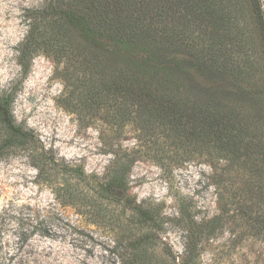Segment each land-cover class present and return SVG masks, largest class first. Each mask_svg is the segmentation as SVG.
<instances>
[{
  "label": "rangeland",
  "instance_id": "rangeland-1",
  "mask_svg": "<svg viewBox=\"0 0 264 264\" xmlns=\"http://www.w3.org/2000/svg\"><path fill=\"white\" fill-rule=\"evenodd\" d=\"M68 1L0 0V95L12 94L15 122L59 159L89 172L102 175L115 159L125 160L129 194L167 218L154 237L156 256L172 264H264V20L252 0H242L245 45L224 17L226 1H210L215 31L188 17L192 0L119 1L125 12L165 14L164 25L178 38L168 51L170 75L189 112L206 95L209 75L200 62L215 57V124L188 112L182 121H158L144 131L131 101L102 91L101 75L88 77L72 53L65 59L48 40L38 47L27 42L29 18L35 30L52 35ZM254 3L264 14V0ZM113 4L92 6L112 12ZM62 31L67 43H84L75 27ZM105 67L112 75L114 66ZM2 137L0 124V147ZM53 215L55 222L48 220ZM89 220L60 207L25 150L3 147L0 264H133L134 237Z\"/></svg>",
  "mask_w": 264,
  "mask_h": 264
},
{
  "label": "trees",
  "instance_id": "trees-1",
  "mask_svg": "<svg viewBox=\"0 0 264 264\" xmlns=\"http://www.w3.org/2000/svg\"><path fill=\"white\" fill-rule=\"evenodd\" d=\"M96 0H69L65 10L57 15L58 29L52 35L42 30H35L32 18L27 42L34 47L48 40L57 46L55 53L68 59V53L83 65L84 73L92 78L101 75L103 90L107 94L115 92L124 95L136 108L137 117L142 124L139 130H146L153 123L168 120L182 121L189 112L185 93L172 81L169 65V48L178 38L164 25L165 14L153 12L149 8L140 12H125L127 0H112L114 10L93 8ZM119 1H125L120 4ZM210 1L192 0L191 13L188 15L195 22H203L215 31V9ZM224 17L233 20L240 44L250 43L244 33L242 0H221ZM257 17L263 15L256 8ZM215 5V3H214ZM36 13L34 20H39ZM76 28L84 38L81 47L67 43L65 29ZM210 41L215 40L211 33L203 34ZM111 60H110V59ZM121 59V60H120ZM80 60V61H79ZM112 64V75L103 66ZM180 68L182 62H175ZM201 67L207 71L204 78L206 95L197 97V104L189 113L200 117L204 122L215 124V57L202 60ZM153 103L148 104V101ZM13 97L10 92L0 95V124L4 128V143L0 147V156L4 146L19 147L28 153L33 166L38 172L40 182L47 184L61 208L71 207L78 216H86L89 221L106 224L118 229L129 237H134L135 252L129 259L133 264H172L168 257L156 256L155 238L164 224L160 207L148 201L136 202L129 194L128 176L125 160L115 159L107 171L99 175L87 171L82 165L59 159L47 149L32 130L17 124L12 114ZM202 121V122H203ZM49 212V211H47ZM48 220L57 221L55 215ZM57 217V215H56ZM159 224L152 225L153 222ZM63 227L77 232L78 226L64 223ZM48 234V232H45ZM156 236V237H155ZM155 237V238H154ZM121 259L123 257L121 256Z\"/></svg>",
  "mask_w": 264,
  "mask_h": 264
}]
</instances>
